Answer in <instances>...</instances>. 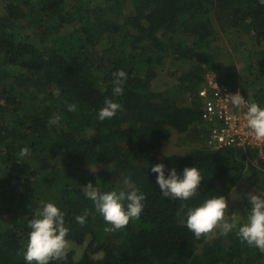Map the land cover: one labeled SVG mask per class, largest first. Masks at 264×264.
<instances>
[{
    "label": "trees",
    "instance_id": "trees-1",
    "mask_svg": "<svg viewBox=\"0 0 264 264\" xmlns=\"http://www.w3.org/2000/svg\"><path fill=\"white\" fill-rule=\"evenodd\" d=\"M19 28L27 30L23 37ZM219 30L250 34L264 68L259 0H0V264H26L28 221L47 202L65 213L67 239L85 245L79 257L71 249L66 261L52 264H264V252L241 243L235 231L196 239L185 225V205L225 198L246 178L264 196V146L216 151L203 146L196 92L206 67L264 107V86L247 93L236 71L223 70L205 47ZM175 62L188 64L177 67L175 96L153 90L158 68ZM117 70L127 73L120 96L113 93ZM184 93L188 101L178 100ZM106 98L123 110L100 121ZM68 104L77 110L68 111ZM56 116L59 122L52 123ZM172 131L195 144L176 166L162 151ZM25 147L30 155L20 157ZM158 163L165 165L166 177L172 168L182 176L185 167H196L203 177L196 196L164 197L151 171ZM99 164L112 168L89 169ZM246 169L257 176H245ZM89 182L101 191L143 192L139 220L106 233L109 225L82 192ZM244 202L242 210L236 207L241 224L250 210L248 197ZM85 210L81 226L75 217Z\"/></svg>",
    "mask_w": 264,
    "mask_h": 264
},
{
    "label": "clouds",
    "instance_id": "clouds-1",
    "mask_svg": "<svg viewBox=\"0 0 264 264\" xmlns=\"http://www.w3.org/2000/svg\"><path fill=\"white\" fill-rule=\"evenodd\" d=\"M264 5V0H259ZM113 93L116 96L123 94V86L127 80V73L117 70L113 73ZM230 102L236 109L246 107L243 119L245 126L251 130L257 142H264V107L256 102L245 101L238 92L230 95ZM68 111H76V104H68ZM123 110V105L106 98L104 105L98 111V119L104 121L112 119L118 111ZM59 116L52 119V123H58ZM30 155V150L25 147L19 152L20 157ZM151 171L157 174L156 182L164 197L172 200L188 201L196 196L203 177L200 171L192 166L185 167L183 174L178 175L175 168L169 170L165 176V165L154 164ZM123 183H131L130 177L126 176ZM84 196L93 202L96 212L102 217L106 225V233H116L125 229L130 221L139 220L145 207L146 196L143 192L135 189L125 194L124 191H101L97 184L89 182L82 188ZM127 200V205L123 201ZM248 200L250 210L244 223L236 220L229 222L225 219V212L228 203L223 196L206 199L198 206L184 207L186 211L185 225L192 232L196 239L211 236L216 229L221 235H227L235 231L241 243L249 247L258 248L264 252V196L257 193H249ZM88 211L83 215L75 217L78 224L83 226L86 223ZM28 238L23 259L26 264H52L67 260V253L71 249V242L67 239L69 228L66 226L65 213L53 202L42 203L37 208L33 218L28 221Z\"/></svg>",
    "mask_w": 264,
    "mask_h": 264
},
{
    "label": "rangeland",
    "instance_id": "rangeland-1",
    "mask_svg": "<svg viewBox=\"0 0 264 264\" xmlns=\"http://www.w3.org/2000/svg\"><path fill=\"white\" fill-rule=\"evenodd\" d=\"M208 14L212 20L216 21V16L213 12H208L207 15ZM26 31L27 30L24 28H19L17 34L23 37ZM205 47H207L209 51L215 52V54H213L215 60L221 64L223 70L232 67L236 71L239 85H243L247 93L253 92L257 87L264 86V68L260 65L261 55L258 51L259 46L251 38L250 34L241 33L240 36H236L225 33L223 30H219L212 43ZM194 63L195 65L201 64L199 60H194ZM187 66L188 64L186 63L175 62L172 66L166 63L158 68V74L152 83L153 90L157 92L167 90L170 94H173L174 88L178 83L177 78L180 75V71L177 67L186 68ZM206 69L209 68L206 67L204 71ZM252 79L255 81H252ZM173 96L175 95L173 94ZM177 99H185L184 102L186 100L188 101L186 93L179 95ZM187 144L190 145L187 146ZM194 145L195 144L192 142L189 143L188 139H185L183 135L172 131L171 136L163 142L162 151L168 156L171 165L176 166L178 159ZM252 164L254 165V161ZM111 168L112 166L110 164L89 166V169L92 171H99L101 169L110 170ZM248 174L257 176L246 169L244 175L247 176ZM261 175L262 173L260 172L259 176ZM249 193H257L259 195L258 189H254V185L247 178L242 182H239L234 189L226 193L225 198L228 203V209L225 212V219L227 221L232 222L233 220L240 219L236 207L238 206L242 210L245 206V197H248ZM26 201L28 204L30 203L28 199H26ZM230 206L232 207L231 213L228 212ZM219 233L220 230L216 229L215 232L211 236L206 237V239L210 240ZM71 245V249L76 251V257H79L80 253H82L85 248V245L80 246L74 243H71ZM94 255L100 256L101 253L97 252Z\"/></svg>",
    "mask_w": 264,
    "mask_h": 264
},
{
    "label": "built area",
    "instance_id": "built-area-1",
    "mask_svg": "<svg viewBox=\"0 0 264 264\" xmlns=\"http://www.w3.org/2000/svg\"><path fill=\"white\" fill-rule=\"evenodd\" d=\"M203 79L196 92L202 108L199 127L204 130L203 146L212 151L226 147L261 150L264 142H257L245 126L243 116L246 107L236 109L230 102V95L242 94L220 82L218 74L212 69L205 70Z\"/></svg>",
    "mask_w": 264,
    "mask_h": 264
}]
</instances>
